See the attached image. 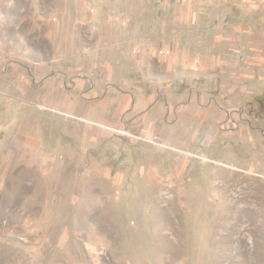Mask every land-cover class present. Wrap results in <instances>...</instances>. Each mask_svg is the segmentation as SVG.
Listing matches in <instances>:
<instances>
[{"label":"rangeland","instance_id":"374dc122","mask_svg":"<svg viewBox=\"0 0 264 264\" xmlns=\"http://www.w3.org/2000/svg\"><path fill=\"white\" fill-rule=\"evenodd\" d=\"M0 264H264V0H0Z\"/></svg>","mask_w":264,"mask_h":264}]
</instances>
